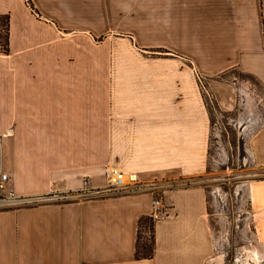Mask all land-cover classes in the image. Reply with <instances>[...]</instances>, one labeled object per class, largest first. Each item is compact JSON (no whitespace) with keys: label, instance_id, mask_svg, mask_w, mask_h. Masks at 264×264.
Wrapping results in <instances>:
<instances>
[{"label":"crops","instance_id":"1","mask_svg":"<svg viewBox=\"0 0 264 264\" xmlns=\"http://www.w3.org/2000/svg\"><path fill=\"white\" fill-rule=\"evenodd\" d=\"M4 16L0 167L18 196L65 199L0 209V264H208L197 74L221 111L247 101L236 73L264 91V0H0ZM251 147L264 165V122ZM105 165L160 188L169 215L149 257L137 248L153 192L90 194ZM250 197L264 242V178Z\"/></svg>","mask_w":264,"mask_h":264},{"label":"rangeland","instance_id":"2","mask_svg":"<svg viewBox=\"0 0 264 264\" xmlns=\"http://www.w3.org/2000/svg\"><path fill=\"white\" fill-rule=\"evenodd\" d=\"M235 75L250 87L247 101L241 100L235 110L221 111L199 87L210 130L206 170L195 182L205 187L211 219L214 254L208 264H264V242L257 237L250 197L252 181L264 178V165L255 162L251 147L253 134L264 122V91L252 75ZM145 222L146 233L140 236L145 239L137 248L141 254L152 247L153 221Z\"/></svg>","mask_w":264,"mask_h":264},{"label":"built area","instance_id":"3","mask_svg":"<svg viewBox=\"0 0 264 264\" xmlns=\"http://www.w3.org/2000/svg\"><path fill=\"white\" fill-rule=\"evenodd\" d=\"M197 77L200 85L199 87L201 88L202 92L206 96L210 97V93L206 84L200 76ZM103 175L106 180L104 187L94 189V191L91 190L90 194L97 195V193L103 192L104 194H126L150 190L153 192L150 212V217L152 220L163 218L169 215V207L162 201L161 191L159 190L160 188L154 185L152 181H141L134 172H125L113 165H105L103 168ZM83 184H86L85 180L83 181ZM61 197L63 196H40L37 198H25L18 196L11 186L9 174L0 167V209L12 208L22 204L34 203L36 201H42L49 198L60 199Z\"/></svg>","mask_w":264,"mask_h":264},{"label":"trees","instance_id":"4","mask_svg":"<svg viewBox=\"0 0 264 264\" xmlns=\"http://www.w3.org/2000/svg\"><path fill=\"white\" fill-rule=\"evenodd\" d=\"M6 40H7V17L4 16V17L0 18V41H1V45L5 46ZM152 251H153V249L151 247L150 251L148 253H146L145 256H147V257L151 256Z\"/></svg>","mask_w":264,"mask_h":264},{"label":"bare ground","instance_id":"5","mask_svg":"<svg viewBox=\"0 0 264 264\" xmlns=\"http://www.w3.org/2000/svg\"><path fill=\"white\" fill-rule=\"evenodd\" d=\"M256 259V258H255Z\"/></svg>","mask_w":264,"mask_h":264}]
</instances>
